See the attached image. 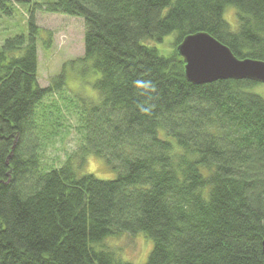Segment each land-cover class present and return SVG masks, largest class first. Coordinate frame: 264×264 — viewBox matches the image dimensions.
I'll list each match as a JSON object with an SVG mask.
<instances>
[{"label": "trees", "instance_id": "trees-1", "mask_svg": "<svg viewBox=\"0 0 264 264\" xmlns=\"http://www.w3.org/2000/svg\"><path fill=\"white\" fill-rule=\"evenodd\" d=\"M18 4L25 27L0 46V264H133L118 244L139 236L146 264H264L260 83L194 85L176 52L205 33L264 61V0H0L1 27ZM40 12L84 20L72 63L98 75L97 98L71 94L65 71L39 85ZM72 130L76 150L51 164ZM92 155L116 180L82 174Z\"/></svg>", "mask_w": 264, "mask_h": 264}, {"label": "rangeland", "instance_id": "rangeland-1", "mask_svg": "<svg viewBox=\"0 0 264 264\" xmlns=\"http://www.w3.org/2000/svg\"><path fill=\"white\" fill-rule=\"evenodd\" d=\"M12 1L17 3L19 0ZM17 6L21 10L20 17L7 21L3 27L0 26V46L3 44V39L25 27L26 8L19 4ZM36 17L37 24L42 30L37 47L39 48V76L37 79L39 85L43 88L48 87L57 76L65 71L66 85L71 94L81 95L85 98H97L98 93L93 85L98 79V75L94 73L88 63H72L82 59L85 54L84 20L44 12L38 13ZM235 17L237 15L234 10H230L224 17L233 28L238 27ZM172 41H174L173 37L166 38L164 44L157 46L163 55H169L174 49ZM253 90L264 98V84L257 85ZM71 120L73 123L74 120ZM71 133V135L58 140L57 144L49 149L46 158H49L48 161L51 164L61 165L66 155L76 150L78 136L74 130ZM86 162L87 165L83 171L85 173L82 174H92L100 180H116L117 174L108 169L103 159L92 155ZM152 244L139 236V238L126 239L118 245L122 248L120 251L127 260L133 264H146L151 249H153Z\"/></svg>", "mask_w": 264, "mask_h": 264}, {"label": "water", "instance_id": "water-1", "mask_svg": "<svg viewBox=\"0 0 264 264\" xmlns=\"http://www.w3.org/2000/svg\"><path fill=\"white\" fill-rule=\"evenodd\" d=\"M176 52L184 60L187 80L194 85L220 80H249L264 84V61L239 59L230 48L208 34L188 36Z\"/></svg>", "mask_w": 264, "mask_h": 264}, {"label": "bare ground", "instance_id": "bare-ground-1", "mask_svg": "<svg viewBox=\"0 0 264 264\" xmlns=\"http://www.w3.org/2000/svg\"><path fill=\"white\" fill-rule=\"evenodd\" d=\"M235 18H236V17H235ZM236 20L238 21V18H236ZM235 27H236V26H235ZM235 27H234V28H233V27H231L233 31H235V30H236V28H235Z\"/></svg>", "mask_w": 264, "mask_h": 264}]
</instances>
